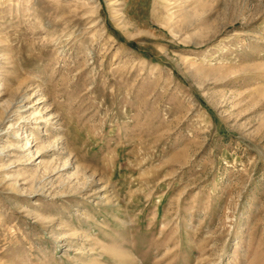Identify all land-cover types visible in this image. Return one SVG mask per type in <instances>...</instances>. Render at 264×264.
Here are the masks:
<instances>
[{"label":"rangeland","instance_id":"rangeland-1","mask_svg":"<svg viewBox=\"0 0 264 264\" xmlns=\"http://www.w3.org/2000/svg\"><path fill=\"white\" fill-rule=\"evenodd\" d=\"M0 264H264V0H0Z\"/></svg>","mask_w":264,"mask_h":264}]
</instances>
